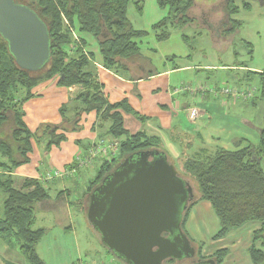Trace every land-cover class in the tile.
<instances>
[{"label":"trees","instance_id":"16d2710c","mask_svg":"<svg viewBox=\"0 0 264 264\" xmlns=\"http://www.w3.org/2000/svg\"><path fill=\"white\" fill-rule=\"evenodd\" d=\"M15 1L30 7L46 24L50 56L38 71L22 69L14 62L6 41L0 35V170L4 171L0 172V191L3 194L0 239L22 254L24 264H45L36 252V245L47 228L35 227L34 223L36 205L47 202L51 195L48 180L69 176L74 182L88 170L90 162H95L97 170L88 180L86 194H82L89 198L102 178L125 157L141 150H160V138L143 132H127L118 111L129 110L126 101L112 104L105 99L100 83L95 78L96 54L88 50L91 43L87 37H90L97 45L104 68L119 74L131 73L126 60L137 61L142 58L139 53L142 46L140 39L147 32L132 26L127 19V7L133 1L137 9L141 10L140 0ZM158 3L160 7L168 9L166 17L153 25L158 41L169 37V27L184 28L193 22L189 9L194 6V0H158ZM223 4L225 21L221 22L222 28H227L225 24L228 30H233L238 24L231 22L230 15L237 12L238 7L232 5L234 0H224ZM244 7L248 8L249 4L245 2ZM70 28L78 34L76 39L72 37ZM165 58L173 62L177 56ZM253 74L258 77L254 93L264 98V73L247 70L244 77L236 74L234 85L229 87L248 89L249 86H244L250 84ZM53 77H57L59 85L64 87L79 85L83 88L75 98L77 106L74 115L68 117V108L63 105L59 124H42L35 131H30L22 118L23 102L32 96L31 89L35 84ZM254 93L250 98L251 103L255 102ZM90 111L96 113L97 119L92 129L97 130L99 138L94 143L78 142L79 150L73 163L64 169L49 173L44 180L22 178L17 187L16 179L10 172L29 160L31 140L46 141V154L51 146L59 145L66 138V133L78 130L82 114ZM259 135L257 145L236 151L217 150L212 155L192 156L183 161L184 172L197 184V200L210 202L219 220V229L213 239L224 237L248 221L262 223L261 228L253 233L252 245L248 249L252 264H264V171L260 165L264 159V127L259 129ZM101 147H105L106 152H101ZM63 193L64 190L57 192L59 196ZM191 203L183 214L182 228ZM225 255L226 250H219L209 258L215 264H220ZM73 264H78V261Z\"/></svg>","mask_w":264,"mask_h":264},{"label":"crops","instance_id":"0c3cea01","mask_svg":"<svg viewBox=\"0 0 264 264\" xmlns=\"http://www.w3.org/2000/svg\"><path fill=\"white\" fill-rule=\"evenodd\" d=\"M194 2V4L197 3L196 0ZM87 38L91 42V38ZM94 53L96 54L95 78L100 83L105 99L112 104L125 100L126 107L129 108L128 111L118 109L123 118L124 128L130 134L143 132L148 136L159 137L161 146L165 144L170 147V151H173L163 150L161 146L159 149L167 155L169 161L177 169L179 167L183 170V161L188 157L198 155L204 157L212 155L217 150L236 151L259 143V129L264 125L252 124L248 117H242L244 115L240 111L242 106L239 101L230 97H216L209 92V88L218 87L217 82L221 77L215 81H213L214 76L212 79L207 77V79L209 78L207 81L211 82L210 85H206L207 81L205 82L204 79H196L197 84H194V79L191 83L173 82L172 76L177 72L201 68L208 70L212 68L215 71L219 69L234 70L236 66L191 65V62L177 64L176 58L171 63H168L169 60L163 61L161 68L147 71L142 68L144 62L131 64L135 66L134 73L125 75L104 68L99 59L98 49ZM164 60L167 59L164 58ZM225 76L226 79H223L234 85V75L225 74ZM181 85L190 87L191 91L177 92L176 90ZM203 86H206L207 89H204ZM82 90L83 88L79 85L68 87L59 85L57 77L38 82L31 89L32 96L22 105L24 113L22 118L25 126L30 131H35L42 124H59L61 122L60 108L63 105L68 108L67 116H73L77 106L75 98ZM192 106H196L199 110V116L194 120L189 119L187 115V110ZM96 119L95 111L82 114L80 128L66 133V138L59 145L51 146L46 154L44 153L46 141L31 140L32 149L28 154L29 160L10 172L16 179L15 183L21 181L22 178L47 179L46 176L49 173L64 169L68 164L73 163L75 154L79 150L78 142L82 141V144L94 143L99 138L97 130L93 131L92 129ZM173 146L181 149V151H176L179 154H174L175 147ZM187 151L190 153L188 154ZM170 157L179 161L178 167ZM2 161H5V158H2ZM260 165L264 171V159L260 161ZM93 166L94 168L97 166L95 162ZM0 172L4 171L0 170ZM87 173H89L88 170L81 173L82 176L78 180L75 179L74 182L69 176L49 179L48 185L52 190L49 200L36 205L35 227L45 228L44 221L48 214L50 215L47 223L52 217L54 225L61 226L49 238L50 243H53L52 249L56 247L55 243H63V241L68 243V240L75 243L73 235L65 236L64 234L71 231L69 196L72 185L76 183L85 185ZM93 175L94 173L91 174V178ZM60 190H64V193L60 194L61 196L57 194ZM77 192L80 195V190ZM2 199L3 194L0 191V205ZM39 221L41 225H39ZM261 226L262 223L259 221H248L224 237L213 239L219 229V220L210 202L198 200L189 210L183 231L191 243L194 242L192 245L195 248L197 259H208L217 251L226 250V255L220 264H252L248 249L252 245L253 233ZM73 249L66 264H73L77 261L78 264L88 263L79 257L76 246ZM57 259L61 258L57 257ZM43 260L45 264L63 263V258L61 263L54 259L47 262L44 256ZM24 263L22 254L0 239V264ZM96 264L100 263L96 262Z\"/></svg>","mask_w":264,"mask_h":264},{"label":"water","instance_id":"95a60500","mask_svg":"<svg viewBox=\"0 0 264 264\" xmlns=\"http://www.w3.org/2000/svg\"><path fill=\"white\" fill-rule=\"evenodd\" d=\"M0 35L20 68L34 72L49 60L46 24L34 10L15 0H0ZM194 199L192 185L158 149L137 151L89 195L86 215L105 248L125 264H215L194 259L195 248L182 228Z\"/></svg>","mask_w":264,"mask_h":264},{"label":"rangeland","instance_id":"374dc122","mask_svg":"<svg viewBox=\"0 0 264 264\" xmlns=\"http://www.w3.org/2000/svg\"><path fill=\"white\" fill-rule=\"evenodd\" d=\"M140 1L141 10L137 9L133 1H131L127 7V19L131 22L132 26L137 30H144L147 32L145 37L140 39V41H142V46L139 53L142 58H136L139 61H135L134 59L126 60L130 69L133 70L135 66L131 64L137 62H144V66L142 67L143 70L158 69L163 66V61H168L164 60L166 56L170 57L177 55V59L175 60L176 63L178 62L177 64L191 62V65L209 64L220 67L234 65L236 68H234V70L219 69L218 71H215V69L212 70V68H210L211 70L201 68L177 72L172 76L174 83L180 81L191 83L194 79V84H197L196 79H204L206 82L209 79H207V77H211L212 79L214 76L213 81L221 77L217 82L218 87L232 86L230 82H226L223 79L226 77L225 74H232L234 76L239 74L244 77L247 70L264 73V0H234V4L232 5L237 6L238 10L230 15V20L234 22L235 25L236 23L238 25H236L233 30H228V26L225 24L224 27L227 28L223 29V24H220L224 18V0H196L197 3L189 9V15L194 19L193 22L184 28L172 29L169 27V37L161 41L155 38L153 25L166 17L168 12L167 7H160L158 0ZM245 2L249 4L248 8L244 7ZM218 24L220 27H218ZM218 29L219 31H217ZM70 30L73 38V34L78 37L74 29L70 28ZM90 43L91 45L88 50L93 52L97 51V45L93 39ZM171 62V60L168 61V63ZM132 70L131 72L134 73V70ZM251 78L252 81L250 84L245 85L246 87L244 86V88H248L249 86V88L252 89L257 86L258 77L253 74ZM209 81L205 84L210 85L211 82ZM181 86L178 88H181ZM203 87L207 89L206 86ZM214 88L215 87H211L209 89ZM254 95V103H251L250 99L239 101V104L243 107H240L242 109L240 111L244 115L242 117H248L252 124L258 126L264 125V98H261L257 93H254ZM161 149L166 151L169 150V152L173 151H170V147L165 144H162ZM174 150V154H179L176 151H181L178 147H175ZM187 153L189 154L190 152L187 151ZM175 160L172 158V161L176 162V166L178 167L179 161ZM96 170V167L94 168L93 166V162H90L88 168L89 173H87L85 185L82 186L83 183H76L71 186L69 196V211L71 216V222L69 224L71 225V231L68 233L65 232L64 234L65 236L73 235L75 238L74 244L71 240H68V243L63 241V243H55L56 247L52 249L51 246L53 243H50L49 238L52 233H56L61 226L54 225L52 217L50 218V222L47 223L50 214L46 216L44 226L47 228V232L44 233L38 241L36 251L42 259L44 256L47 262L50 259H54L61 263L63 258L62 264H66L73 250L76 249H73V247L76 246L79 257L87 261L88 264H96V262L106 264L111 260L118 264H125L115 258L112 253L102 245L99 234L91 227L87 219L86 207L89 198L83 197L82 194H86L85 189L88 179L91 178V174L95 173ZM179 170V174L193 187L194 199L191 203V208L193 204L198 202L197 184L191 176L184 172V170ZM20 184L21 181H16L15 183L17 187H19ZM77 190H80V195ZM47 224H49L48 227ZM39 225H41L40 221ZM57 257L61 259H57ZM194 258H196V256ZM171 263L176 264L175 261H171Z\"/></svg>","mask_w":264,"mask_h":264},{"label":"built area","instance_id":"2783aa9c","mask_svg":"<svg viewBox=\"0 0 264 264\" xmlns=\"http://www.w3.org/2000/svg\"><path fill=\"white\" fill-rule=\"evenodd\" d=\"M66 22V20H65ZM74 35V38L76 39V35ZM255 88H248V89H240L237 87H229V86H222L219 88L210 89V93L216 97H230L235 101L238 100H247L250 99L253 96ZM191 91L190 87L188 86H182L181 88H178L176 91ZM187 115L189 119L194 120L199 116V110L196 106L189 107L187 110ZM115 147V146H114ZM101 152H106L105 147L100 148ZM79 264H88V263H79ZM106 264H118L117 262L111 260L109 263Z\"/></svg>","mask_w":264,"mask_h":264},{"label":"flooded vegetation","instance_id":"af4514ba","mask_svg":"<svg viewBox=\"0 0 264 264\" xmlns=\"http://www.w3.org/2000/svg\"><path fill=\"white\" fill-rule=\"evenodd\" d=\"M223 21H225V17L223 18ZM223 21H221L222 23H223ZM220 22V24H222ZM218 26H219V24H218ZM220 27V26H219ZM192 202V201H191ZM189 204H190V202H189ZM114 256V255H113ZM115 257V256H114ZM195 257V256H194ZM116 258V257H115ZM194 259H197V258H194ZM171 261H175L176 262V264H178V263H185V262H188V261H191V259H189V260H180V261H176V260H168V261H166L167 263H170V264H172L171 263Z\"/></svg>","mask_w":264,"mask_h":264},{"label":"bare ground","instance_id":"6f19581e","mask_svg":"<svg viewBox=\"0 0 264 264\" xmlns=\"http://www.w3.org/2000/svg\"><path fill=\"white\" fill-rule=\"evenodd\" d=\"M119 153V152H118ZM120 158V157H119Z\"/></svg>","mask_w":264,"mask_h":264}]
</instances>
